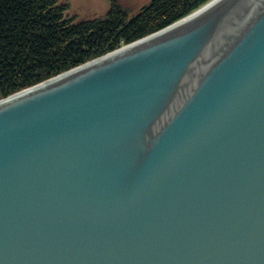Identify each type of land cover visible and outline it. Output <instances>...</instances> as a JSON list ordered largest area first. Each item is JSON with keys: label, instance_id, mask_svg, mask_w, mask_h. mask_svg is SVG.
<instances>
[{"label": "water", "instance_id": "water-1", "mask_svg": "<svg viewBox=\"0 0 264 264\" xmlns=\"http://www.w3.org/2000/svg\"><path fill=\"white\" fill-rule=\"evenodd\" d=\"M0 264H264V0L0 99Z\"/></svg>", "mask_w": 264, "mask_h": 264}, {"label": "trees", "instance_id": "trees-1", "mask_svg": "<svg viewBox=\"0 0 264 264\" xmlns=\"http://www.w3.org/2000/svg\"><path fill=\"white\" fill-rule=\"evenodd\" d=\"M112 5L78 22L62 0H0V99L154 34L211 0H152L137 15Z\"/></svg>", "mask_w": 264, "mask_h": 264}, {"label": "rangeland", "instance_id": "rangeland-1", "mask_svg": "<svg viewBox=\"0 0 264 264\" xmlns=\"http://www.w3.org/2000/svg\"><path fill=\"white\" fill-rule=\"evenodd\" d=\"M69 5V16L76 17L78 22L102 19L111 8L110 0H62ZM117 3L133 16L152 0H116Z\"/></svg>", "mask_w": 264, "mask_h": 264}, {"label": "flooded vegetation", "instance_id": "flooded-vegetation-1", "mask_svg": "<svg viewBox=\"0 0 264 264\" xmlns=\"http://www.w3.org/2000/svg\"><path fill=\"white\" fill-rule=\"evenodd\" d=\"M109 12V11H108ZM108 14V13H107ZM106 14V15H107ZM138 14V13H137ZM137 14H135V15H137ZM126 15H127V18H132L133 16H135V15H133V16H129V14H127V12H126Z\"/></svg>", "mask_w": 264, "mask_h": 264}]
</instances>
